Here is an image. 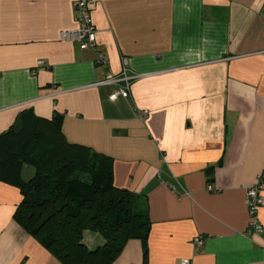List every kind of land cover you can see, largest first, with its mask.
<instances>
[{"label": "crops", "instance_id": "crops-1", "mask_svg": "<svg viewBox=\"0 0 264 264\" xmlns=\"http://www.w3.org/2000/svg\"><path fill=\"white\" fill-rule=\"evenodd\" d=\"M74 1L0 0V135L59 114L68 143L114 160L115 185L147 200L152 225L146 259L133 239L111 264H264L246 205L264 171V0H99L97 50L62 40ZM124 67L137 78L113 101L103 83ZM22 199L0 178V264H63L16 221Z\"/></svg>", "mask_w": 264, "mask_h": 264}, {"label": "trees", "instance_id": "trees-1", "mask_svg": "<svg viewBox=\"0 0 264 264\" xmlns=\"http://www.w3.org/2000/svg\"><path fill=\"white\" fill-rule=\"evenodd\" d=\"M62 123L57 114L31 132L13 127L0 135V178L23 196L16 221L63 264H111L133 239L142 241L146 259L147 200L115 185L111 157L68 143ZM25 166L35 170L28 180ZM85 231L99 233L105 244L88 249Z\"/></svg>", "mask_w": 264, "mask_h": 264}, {"label": "built area", "instance_id": "built-area-1", "mask_svg": "<svg viewBox=\"0 0 264 264\" xmlns=\"http://www.w3.org/2000/svg\"><path fill=\"white\" fill-rule=\"evenodd\" d=\"M99 0H75L74 11L76 17L77 28L74 31H66L62 33V40L79 43L82 50L94 49L97 50V30L92 21V5ZM99 65L108 67L109 61L104 53L97 51ZM43 61L38 62L37 66H43ZM137 76L131 75L127 67L120 76L116 77L107 72V79L103 84L113 85L116 87L114 93L111 95V100L115 101L122 98H129L131 92V83ZM140 119L144 120L148 116V111H141L139 113ZM174 188V187H173ZM175 189V188H174ZM210 191L212 188H209ZM246 205L249 212V226L248 233L254 235H262L264 233V225L260 220V212L264 208V171L258 177L256 184L247 189ZM195 243L203 244L201 238H196ZM183 264H192L189 260H184Z\"/></svg>", "mask_w": 264, "mask_h": 264}]
</instances>
